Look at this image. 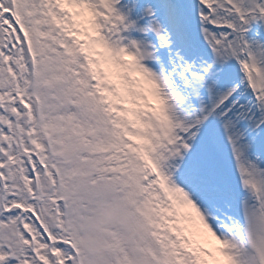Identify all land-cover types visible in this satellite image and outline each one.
Returning <instances> with one entry per match:
<instances>
[{"label":"snow or ice","instance_id":"1","mask_svg":"<svg viewBox=\"0 0 264 264\" xmlns=\"http://www.w3.org/2000/svg\"><path fill=\"white\" fill-rule=\"evenodd\" d=\"M0 264H264V0H0Z\"/></svg>","mask_w":264,"mask_h":264}]
</instances>
